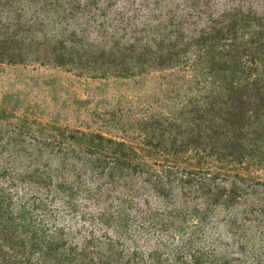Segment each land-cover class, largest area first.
I'll list each match as a JSON object with an SVG mask.
<instances>
[{
    "label": "rangeland",
    "instance_id": "obj_1",
    "mask_svg": "<svg viewBox=\"0 0 264 264\" xmlns=\"http://www.w3.org/2000/svg\"><path fill=\"white\" fill-rule=\"evenodd\" d=\"M3 4L2 24L21 29L32 51L23 62L0 61V187L15 185L5 201L25 227L57 248L51 263L264 264V168L183 163L166 176L174 182L162 195L149 188L117 195L103 183L105 176L83 163L85 142L96 134L106 145L145 147L147 107L164 98L175 70L101 76L100 70L53 66L40 56L59 37L77 43L83 55L117 44L158 45L165 36L195 38L234 16L264 22V0ZM138 153L133 162L157 169L172 164L162 154Z\"/></svg>",
    "mask_w": 264,
    "mask_h": 264
},
{
    "label": "trees",
    "instance_id": "obj_2",
    "mask_svg": "<svg viewBox=\"0 0 264 264\" xmlns=\"http://www.w3.org/2000/svg\"><path fill=\"white\" fill-rule=\"evenodd\" d=\"M3 1L1 9L5 8ZM1 18L0 14V61H25L32 50L25 47L28 42L20 35L23 31H11L12 26L2 24ZM228 24L186 40L165 36L158 45L132 43L122 48L117 44L109 51L100 48L95 50L97 55L78 54L77 43L63 37L55 41L53 49L41 51L40 56L44 54L53 66L100 70L101 76L170 68L177 73L165 86L164 98L147 107L142 127L144 148L132 149L111 141L106 145L97 134L85 142L83 163L106 177L103 183L110 185L111 193L120 195L124 190L141 195L139 191L145 193L149 188L162 195L174 182L166 176L175 174L174 168L183 163L210 160L264 168V22L234 16ZM136 150L147 157L162 154L172 164L157 169L153 164L133 162V158H141ZM15 190L13 183L0 187V264H55L51 260L58 256L54 253L57 248L38 237L34 228L25 227L21 217L11 211L12 205L6 203V192L11 198Z\"/></svg>",
    "mask_w": 264,
    "mask_h": 264
}]
</instances>
